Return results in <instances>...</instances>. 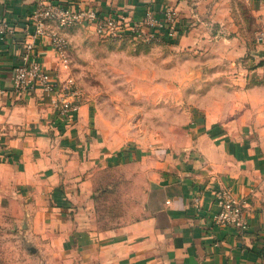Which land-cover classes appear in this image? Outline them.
Masks as SVG:
<instances>
[{
    "label": "crops",
    "instance_id": "0c3cea01",
    "mask_svg": "<svg viewBox=\"0 0 264 264\" xmlns=\"http://www.w3.org/2000/svg\"><path fill=\"white\" fill-rule=\"evenodd\" d=\"M75 1L101 16L176 10L181 32L172 42L207 56L192 73L217 77L230 94L192 114L185 143L152 149L157 175L138 219L91 232L76 216L90 199L88 168L103 154L96 119L81 101L67 124L48 96L13 91L12 68L36 0H0V19L14 28L0 38V206L50 241L49 264H264V46L256 41L264 0ZM35 49L62 81L66 72L48 42L38 39ZM219 188L242 203L243 230L213 223Z\"/></svg>",
    "mask_w": 264,
    "mask_h": 264
},
{
    "label": "rangeland",
    "instance_id": "374dc122",
    "mask_svg": "<svg viewBox=\"0 0 264 264\" xmlns=\"http://www.w3.org/2000/svg\"><path fill=\"white\" fill-rule=\"evenodd\" d=\"M61 33L69 73L103 143V154L88 168L90 199L76 222L105 231L143 214L144 194L157 175L152 149L185 143L192 114L217 106L231 88L219 87L207 73L193 74L208 57L173 42L106 40L81 25ZM49 242L32 231L31 222L0 206V264H49Z\"/></svg>",
    "mask_w": 264,
    "mask_h": 264
},
{
    "label": "built area",
    "instance_id": "2783aa9c",
    "mask_svg": "<svg viewBox=\"0 0 264 264\" xmlns=\"http://www.w3.org/2000/svg\"><path fill=\"white\" fill-rule=\"evenodd\" d=\"M178 17L177 11L171 8L160 15L147 9L139 18H132L125 13L101 16L94 8L75 0H36L24 34V50L20 61L12 68V89L17 94L39 91L48 96L56 115L71 124L80 108L81 93L69 73L66 37L57 29L51 28L50 24L61 28L86 26L106 40L131 38L144 43H172L181 32ZM13 32L12 25L0 19V38L6 40ZM42 38L54 50L59 68L66 72L62 81L55 80L40 63L35 51V41ZM256 41L264 46V31L256 35ZM213 200L216 211L212 221L215 225L239 230L246 227L242 203L234 197L231 189L215 190ZM200 205V196H195L192 206L197 210Z\"/></svg>",
    "mask_w": 264,
    "mask_h": 264
}]
</instances>
